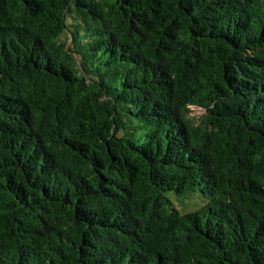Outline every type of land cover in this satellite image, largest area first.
Instances as JSON below:
<instances>
[{"label": "trees", "instance_id": "1", "mask_svg": "<svg viewBox=\"0 0 264 264\" xmlns=\"http://www.w3.org/2000/svg\"><path fill=\"white\" fill-rule=\"evenodd\" d=\"M0 264H264V0H0Z\"/></svg>", "mask_w": 264, "mask_h": 264}, {"label": "rangeland", "instance_id": "2", "mask_svg": "<svg viewBox=\"0 0 264 264\" xmlns=\"http://www.w3.org/2000/svg\"><path fill=\"white\" fill-rule=\"evenodd\" d=\"M188 110H189L188 111L189 114H194V115H200V114H203L207 111L206 108H193V107L189 108ZM181 200L182 199H179V201H181ZM174 202L179 206L180 210L183 211L181 209L182 207L180 206V203L178 202V200H175ZM184 202L186 204V208L184 210L186 211V210L194 209L196 206L203 203V200H202V198L191 196L189 198L184 199Z\"/></svg>", "mask_w": 264, "mask_h": 264}]
</instances>
